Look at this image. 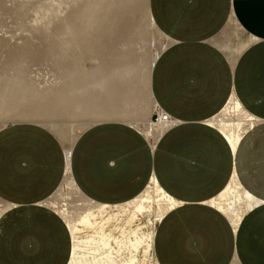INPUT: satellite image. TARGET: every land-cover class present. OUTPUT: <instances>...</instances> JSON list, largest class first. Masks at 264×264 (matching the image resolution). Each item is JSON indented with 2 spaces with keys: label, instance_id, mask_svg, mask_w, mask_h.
Here are the masks:
<instances>
[{
  "label": "crops",
  "instance_id": "1",
  "mask_svg": "<svg viewBox=\"0 0 264 264\" xmlns=\"http://www.w3.org/2000/svg\"><path fill=\"white\" fill-rule=\"evenodd\" d=\"M148 7L167 40L150 93L171 123L152 142L127 123L101 121L70 146L36 122L3 126L0 264H67V224L42 205L66 175L83 197L104 204L131 200L154 177L176 201L155 225L157 264H264V0H148ZM232 96L253 116L234 150L209 124ZM233 175L253 196L235 228L208 204Z\"/></svg>",
  "mask_w": 264,
  "mask_h": 264
},
{
  "label": "bare ground",
  "instance_id": "2",
  "mask_svg": "<svg viewBox=\"0 0 264 264\" xmlns=\"http://www.w3.org/2000/svg\"><path fill=\"white\" fill-rule=\"evenodd\" d=\"M133 14V0H83L61 21L64 27L57 35L60 37L57 43L61 46L60 53L52 54V50L51 54L48 53L50 58H68L69 62L56 66L54 78L49 84L38 86L29 79L27 68L22 69L23 63L17 61L0 77V112H7L10 104H17L26 97L25 100L35 105L46 106L36 108L38 117L46 115L43 110L49 114H64L71 124L69 126L73 127L71 129L75 130L71 141L88 126L104 120L146 119L147 109L141 100L143 88L140 86L143 85L145 93L147 87L150 90V74L158 54L148 57L149 68L139 75L140 54L136 46L147 39L142 31L143 23L130 24ZM146 24L154 27L148 6L143 26ZM121 36L125 41L123 39V43L117 44L116 39L121 40ZM87 54L93 60L89 69L81 66ZM155 107L160 113L157 104ZM222 111L235 116L237 122L215 117L209 124L223 133L234 150L242 134L252 126L253 116L242 108L234 96ZM152 124L157 125L155 132H158L169 123L153 121ZM143 133L152 142L155 141L153 132L144 128ZM68 180L70 177L66 175L63 186L68 185ZM81 201L77 209L82 211L78 214L71 213L69 207L50 202L56 205V211L71 235L67 264H157L153 253L154 221L161 220L176 205V201L158 185L154 177L138 196L123 203H97L85 197ZM83 203H86L85 206ZM252 203L253 196L241 187L235 175L219 195L208 202L225 214L234 228ZM81 205L84 207H79ZM6 209L2 205L0 214Z\"/></svg>",
  "mask_w": 264,
  "mask_h": 264
},
{
  "label": "rangeland",
  "instance_id": "3",
  "mask_svg": "<svg viewBox=\"0 0 264 264\" xmlns=\"http://www.w3.org/2000/svg\"><path fill=\"white\" fill-rule=\"evenodd\" d=\"M82 1L83 0H0V77L4 76L5 72L11 66H14L15 63L17 64L18 61L19 63H23L21 66L22 69H25V67L27 68L28 77L30 80L34 81L35 84L38 86L49 84L54 78L53 74L55 70H57L56 66L59 64L64 65L69 62L68 58H50L51 50L52 54H54V52L57 53V51L60 53L61 51V46L57 44L60 39L57 35L64 27L61 24V21L70 14L73 8L79 6ZM147 6V0H133L134 14L129 19L131 25L138 23H141V25L143 23L144 25V15L147 14ZM143 25L142 31L147 40L145 43L137 44V46L135 44L136 49L140 54V62L138 65L139 75L146 72L149 68L147 65L148 57L153 54H159L167 46L166 38L157 31L155 26L153 27L147 24L145 26ZM120 39L121 40L116 39L117 44L121 42L123 43L124 38L122 39L121 36ZM54 47H57V49ZM89 55L87 54L81 61V66L83 68L89 69L93 63V60ZM59 60L61 63H59ZM56 63L58 64L56 65ZM142 86L143 85L141 84L140 87L143 88V93H141L140 96L142 103H145L146 105L147 118L138 121L134 119L119 118L112 121L127 123L135 127L141 133H143L144 128H147L148 131L154 133V138H156L161 132L160 129L158 132H155L157 130V125L152 124L154 121L153 119H155L158 114L157 108L155 107L156 104L148 87L145 93L144 87ZM25 98L19 100L17 104L14 103L11 105L8 103V105L10 104L11 106H8L6 109L7 112H0V129L5 125L18 122H36L48 127L62 139L67 138V141L71 139L73 131L75 130L71 129L73 127H70L71 124L65 119L67 117L64 114L60 112H58L57 115L54 113L49 114L47 110H43L46 115L43 116V113H39L43 117H38L36 108L46 106L35 105L31 101L25 100ZM221 118L232 120L233 122L237 121L235 116L223 111L216 116V119ZM71 143L70 140L67 145L70 146ZM67 177H69V175H67ZM65 179L66 177L63 179L64 182ZM63 181L53 195L41 204L49 207L55 213H57V208H55L57 205L69 207L71 213L78 214L82 211V209H77V207L82 203L81 199H83V196L71 179L67 181L68 185L65 184L64 186ZM52 201H55L57 204L52 205V203H50ZM85 204L83 203L84 206ZM2 205L3 204L0 201V208ZM83 205L79 207H82ZM2 214L3 212L0 216ZM152 218L154 219L155 217L152 216ZM155 224L156 221H154V225Z\"/></svg>",
  "mask_w": 264,
  "mask_h": 264
},
{
  "label": "built area",
  "instance_id": "4",
  "mask_svg": "<svg viewBox=\"0 0 264 264\" xmlns=\"http://www.w3.org/2000/svg\"><path fill=\"white\" fill-rule=\"evenodd\" d=\"M153 120L155 123H158L159 121L171 123V121H172L171 117L162 111H160V113H158L157 116L155 117V119H153Z\"/></svg>",
  "mask_w": 264,
  "mask_h": 264
}]
</instances>
